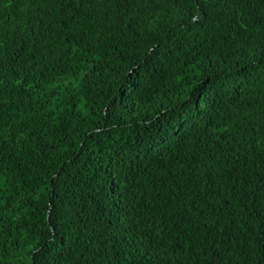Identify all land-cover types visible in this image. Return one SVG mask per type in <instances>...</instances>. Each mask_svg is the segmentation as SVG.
I'll return each instance as SVG.
<instances>
[{
    "label": "trees",
    "instance_id": "obj_1",
    "mask_svg": "<svg viewBox=\"0 0 264 264\" xmlns=\"http://www.w3.org/2000/svg\"><path fill=\"white\" fill-rule=\"evenodd\" d=\"M0 264H264V0H0Z\"/></svg>",
    "mask_w": 264,
    "mask_h": 264
}]
</instances>
